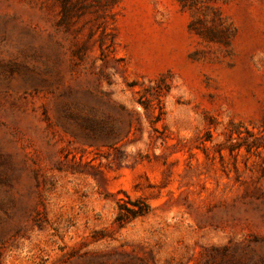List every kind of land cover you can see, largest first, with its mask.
<instances>
[{
	"label": "rangeland",
	"instance_id": "obj_1",
	"mask_svg": "<svg viewBox=\"0 0 264 264\" xmlns=\"http://www.w3.org/2000/svg\"><path fill=\"white\" fill-rule=\"evenodd\" d=\"M0 264H264V0H0Z\"/></svg>",
	"mask_w": 264,
	"mask_h": 264
},
{
	"label": "trees",
	"instance_id": "obj_2",
	"mask_svg": "<svg viewBox=\"0 0 264 264\" xmlns=\"http://www.w3.org/2000/svg\"><path fill=\"white\" fill-rule=\"evenodd\" d=\"M154 99L156 100V105L152 104V100H148L147 105H145L146 103L141 101V104H144V108L147 107H151L153 110H156V115H155V120H159L161 118V114L163 113L162 111V105H161V99H160V94H156V96L154 97ZM147 211V209H140V211H137L136 213H132V215L130 217H121L122 215V207L120 205H118V213L116 215L115 220L117 221V223L121 226L125 223L126 219H131L137 215H142Z\"/></svg>",
	"mask_w": 264,
	"mask_h": 264
}]
</instances>
